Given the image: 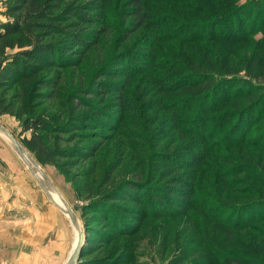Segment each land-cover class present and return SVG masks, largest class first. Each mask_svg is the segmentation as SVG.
<instances>
[{
	"label": "rangeland",
	"instance_id": "374dc122",
	"mask_svg": "<svg viewBox=\"0 0 264 264\" xmlns=\"http://www.w3.org/2000/svg\"><path fill=\"white\" fill-rule=\"evenodd\" d=\"M3 1L0 0V19H4L1 15ZM145 1L151 6L165 9L172 14L170 16L200 27L202 37L198 43L182 41L191 35L192 32L188 31L178 40L166 38L158 43L156 54L170 66L164 67L163 64V68L161 66L153 71L154 76L159 73L180 76L193 73L197 69L195 65L204 68L217 65L226 78H252L253 84H263L264 42L261 40L264 39V30L252 27L251 13L264 0H190L184 6L177 7L166 1L160 6L154 4V0ZM127 2L111 0L104 12V23L100 21L89 28L90 32L106 28L108 31L100 46L92 53L90 51L84 58L77 59L75 64L70 63L64 69H47L31 83L34 85L37 81L55 79L59 81L56 92L46 90L42 92L45 98H32L31 101L29 97L25 98L32 105H39L41 116L53 121L66 122L72 116L89 115V128L93 130H87L86 136L73 140L58 134L51 136L52 143L58 147L68 151L78 150V158L71 156L59 159L56 166L39 164L67 203L68 200L73 203L70 206L81 221L84 231L86 222L98 220L91 224L98 231L90 237L92 240L89 241V247L95 249L88 258L90 263L264 264V148L257 147L260 142L264 143L262 125L255 120L252 127L243 132L242 127L232 130L237 120L228 122L223 132L226 131L229 136H244L246 144L207 149L197 167L162 174L163 170L157 165V160L162 157L159 152H201L192 144L188 129H194L197 122L203 121L205 113H200L204 108L203 99H198L197 105L190 107L192 99L183 95L178 86L171 87L172 93L160 96L150 72L133 76L127 84L124 91L125 100L128 101L126 108H113L111 103L115 96L111 93L106 97L87 98L85 95L87 90L99 94L98 74L110 63L113 65L118 61L116 55L121 47L130 48L145 37L140 32L131 42L123 44L121 37L124 20L121 11ZM70 3L82 5L87 2L72 0ZM177 27V24H170L160 30ZM228 32H237V35L244 33L243 40L226 45L212 38L213 34ZM119 63H125V67L131 65L129 59ZM175 66L179 70H175ZM116 82L121 83L123 80ZM228 87L235 93L234 84H228ZM77 89L84 92L83 95H77L76 99L86 97L92 107L75 106L73 101ZM4 92L0 91V99ZM20 92L24 91L11 90L10 98ZM244 106L243 100L239 104L231 100L222 104L216 113L212 112L210 117L215 118L226 111L235 115ZM173 112L179 119L178 126L172 124ZM98 118L104 119L105 125ZM108 119H117V122ZM110 123L113 129L109 127ZM0 124L22 143L30 138V133H23L21 123L11 116L0 115ZM103 126L107 128L106 131L101 130ZM173 127L178 129L174 131ZM208 131L209 137H213L208 144L219 140L224 134L222 131L216 133L215 124L205 133ZM99 133L106 135V138L96 137ZM0 160V172L29 179L39 187L13 147L1 136ZM250 162L258 166L251 174H240L234 170ZM180 163L184 165V160ZM108 176L109 184L106 183ZM183 178L189 185L187 195H190L188 203L183 204V207L177 208L179 204H176L174 208H160L146 200L152 182L155 183L153 186L164 185L165 181L176 182ZM80 191L84 193L82 197L79 196ZM107 191H118L116 197L129 200L120 201L114 209L104 208L105 215L110 216V226L119 225L118 231L100 220V217L97 218L92 208H89V212L83 211L89 204L87 197L99 200L98 193ZM142 203L146 206L143 207ZM134 228L135 234L132 236L120 234L123 231L131 232ZM104 231H110L111 236L105 235Z\"/></svg>",
	"mask_w": 264,
	"mask_h": 264
},
{
	"label": "trees",
	"instance_id": "16d2710c",
	"mask_svg": "<svg viewBox=\"0 0 264 264\" xmlns=\"http://www.w3.org/2000/svg\"><path fill=\"white\" fill-rule=\"evenodd\" d=\"M71 1L4 0L2 3L3 11L1 15L4 19H0V91L4 90L5 92L0 99V115L15 118L21 123L23 133H30V138L24 140L23 144L42 165L56 166L59 159L71 156L79 157L77 155L78 150L71 149L68 151L52 143V134L66 136V139L73 140L86 136L85 132L87 130H93L89 128L91 126L90 121L87 119L89 115L84 117L72 116L66 122L53 121L41 116L39 105H32L25 100L27 97L30 101L32 98H45L42 92L46 90L52 93L56 92L59 81L55 79L37 81L34 85L31 83L47 69H64L70 63L75 64L77 59L84 58L87 53L90 51L92 53L99 47L103 37L108 34L107 28L96 29L91 32L89 28L94 23H100V21L104 23V12L111 0H86L87 3L82 5H75L76 3H70ZM165 1L177 7L184 6L190 0H154V4L160 6ZM255 7L251 13V24L252 27L256 26L257 30L263 31L264 2ZM170 15L172 14L167 13L165 9L156 5L151 6L145 0H128L124 10L121 11V17L124 20L123 35L121 37L123 44L131 42V39L140 32L144 33L145 37L135 42L130 48L122 49L121 47L116 55L118 61L113 65L110 63L99 72V82L97 83L99 84V94L96 95L95 91L92 90H87V93H85L87 98L94 96L106 97L110 93L114 94V101L111 103L113 108L121 107L123 109L127 107L128 102L125 100L126 95L124 92L127 84L133 76L150 72L152 76L150 78L160 96L172 93L171 87L178 86L177 88L182 89L180 92L183 95H187L190 100L192 99L190 107L196 106L198 99H203L204 108L200 110V113H205L203 121L197 122L194 129H188L190 132L189 137L193 141L192 144L201 152L194 154H191L188 150L176 152L169 150L163 154L159 152L162 157L157 160V165L163 170L161 171L162 174L173 170L181 171L187 167H197L203 158L204 151L207 149H218L224 146L231 148L246 144L247 141L244 136H229L226 131L223 132V128L228 122L237 120V125L232 130H238L242 127V131L247 132L256 120V123L262 125L264 129V77L261 78L263 84H253L252 78L250 80L237 79L236 77L234 79L226 78L217 65H211L209 68L195 65L197 69L193 73L180 76H170L165 73L153 75V71L161 66L163 68V64L164 67L170 66L169 64L166 65V62H163L156 54L155 48L158 43L163 42L166 38L178 40L188 31L192 32L191 35L185 37L182 41L198 43L202 39L200 27H194L182 18ZM170 24H177L178 27L172 30H160ZM243 36L244 33L237 35V32H228L213 34L212 38L216 42L230 45L242 41ZM261 42H264V39ZM126 59L130 60L132 66L125 67V63L119 65V62H124ZM173 68L179 70L176 66ZM119 79H122L123 82H116ZM228 84H234L235 93H232ZM25 85L27 86L25 87ZM104 85H108V87H104ZM14 89H22L24 92L10 98L9 92ZM82 92H84L82 89L75 91L73 103L77 107H92V103L86 97L76 99L77 95H83ZM231 100L235 104H239L243 100L245 106L235 115L226 111L215 118L210 117L212 112L216 113L220 110L222 104ZM97 120L105 125L104 122L106 121L104 119L98 118ZM108 120L117 122V119ZM171 120L173 126L180 125L174 112ZM120 122L122 123V120ZM214 124L216 125V133L222 131V134H224L219 140L208 144L213 137H209L210 131L207 134L205 131L209 130ZM108 125L113 129L111 123ZM116 128L117 126L114 127L115 130H117ZM172 129L176 131L178 127ZM101 130L106 131L107 128L103 126ZM95 136L102 139L106 138L103 133ZM66 139H63V141H66ZM255 144H258V142ZM259 144L257 147L264 148V143L260 142ZM86 156L84 155V157ZM181 160H184V165L180 163ZM257 168L258 166L254 165V162H250L241 164L234 170L240 174H251ZM107 178L106 183L109 184L110 177ZM153 184L155 183L152 182L148 187L149 195L146 198L148 202L158 205L160 208H174L176 204H179L177 208H181L183 204L188 203L190 197V195H187L189 185L184 178L177 179L176 182L165 181L164 185L153 186ZM80 192L79 196L82 197L84 193L83 191ZM117 194L118 191L98 193L99 200L87 197L89 204L84 207L83 211L89 212L91 211L89 208H92V211H96L97 218L100 217V220L110 226V216L105 215L104 208L111 207V209H114L118 207L120 201L129 202L125 197H116ZM165 203L168 205L164 206ZM144 206H146L145 203ZM127 218L132 217L127 216ZM127 218L125 219L127 220ZM91 220L85 223V245L79 264H91L88 258L95 250L94 247H89V241L92 240L90 239L92 234L98 231V228L92 227L91 224L97 223L98 220ZM111 226L115 231L119 230V225L111 224ZM134 231L135 228L131 232L123 231L120 234L132 236L135 234ZM104 234L111 236L110 231H104Z\"/></svg>",
	"mask_w": 264,
	"mask_h": 264
},
{
	"label": "crops",
	"instance_id": "0c3cea01",
	"mask_svg": "<svg viewBox=\"0 0 264 264\" xmlns=\"http://www.w3.org/2000/svg\"><path fill=\"white\" fill-rule=\"evenodd\" d=\"M48 200L29 179L0 172V264H66L77 232Z\"/></svg>",
	"mask_w": 264,
	"mask_h": 264
},
{
	"label": "water",
	"instance_id": "95a60500",
	"mask_svg": "<svg viewBox=\"0 0 264 264\" xmlns=\"http://www.w3.org/2000/svg\"><path fill=\"white\" fill-rule=\"evenodd\" d=\"M0 134H3L10 141L13 149L22 159L23 163L26 165L30 173L33 175L37 184L49 200L61 211L63 212L71 221L74 229L77 232V243L68 259L66 264H79L82 259V251L85 245V231L81 224L78 216L67 203V201L58 192L57 188L54 186L53 182L49 176L45 173L44 169L41 167L39 162L34 158L32 153L25 147V145L18 139L16 135L11 133L7 128L0 124ZM54 195H58L61 205H59L55 199Z\"/></svg>",
	"mask_w": 264,
	"mask_h": 264
},
{
	"label": "bare ground",
	"instance_id": "6f19581e",
	"mask_svg": "<svg viewBox=\"0 0 264 264\" xmlns=\"http://www.w3.org/2000/svg\"><path fill=\"white\" fill-rule=\"evenodd\" d=\"M0 136L9 144V145H11V143H10V141L7 139V137H5L3 134H0ZM12 146V145H11ZM21 159V158H20ZM22 160V159H21ZM46 173V172H45ZM54 199H55V201L59 204V205H61V202H60V199H59V197H58V195H54ZM77 240V239H76ZM77 243V242H76Z\"/></svg>",
	"mask_w": 264,
	"mask_h": 264
}]
</instances>
